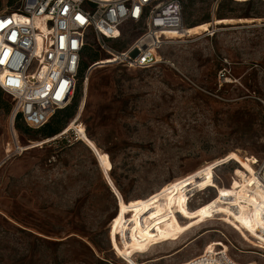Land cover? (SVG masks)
Returning <instances> with one entry per match:
<instances>
[{
  "label": "rangeland",
  "instance_id": "1",
  "mask_svg": "<svg viewBox=\"0 0 264 264\" xmlns=\"http://www.w3.org/2000/svg\"><path fill=\"white\" fill-rule=\"evenodd\" d=\"M183 6L185 27L255 21L177 38L146 69L107 66L90 33L101 60L82 59V141L18 127L0 90V264H181L215 241L264 264V0ZM135 36L126 26L112 46Z\"/></svg>",
  "mask_w": 264,
  "mask_h": 264
},
{
  "label": "built area",
  "instance_id": "2",
  "mask_svg": "<svg viewBox=\"0 0 264 264\" xmlns=\"http://www.w3.org/2000/svg\"><path fill=\"white\" fill-rule=\"evenodd\" d=\"M126 26L135 38L124 49L112 46ZM184 31L183 0H20L0 14V88L13 99L12 120L20 115L27 126L40 128L72 104L90 33L107 60L117 61L107 66L146 69L157 65L160 50ZM81 110L55 137L72 131L74 140L82 141ZM256 175L264 189V159ZM255 262H240L225 246L214 245L181 264Z\"/></svg>",
  "mask_w": 264,
  "mask_h": 264
},
{
  "label": "trees",
  "instance_id": "3",
  "mask_svg": "<svg viewBox=\"0 0 264 264\" xmlns=\"http://www.w3.org/2000/svg\"><path fill=\"white\" fill-rule=\"evenodd\" d=\"M15 1H18V0H11L10 3H13ZM87 49H88V45H86L84 48L83 57H84V55L88 54L89 57L91 58V60H93V63L101 60V59H99L97 52L89 53V51ZM121 49H124V48H121ZM89 67L87 65L83 66V62H82V66H81V70H80V77H82V79H83V76L85 78L86 72L88 71ZM0 90H1V88H0ZM1 91H3V90H1ZM0 105L7 112H10L12 110V104L9 101H4L0 98ZM76 108H77V102H74L72 105L70 104V105L66 106L65 108L58 110L56 112V114L52 117V119L47 124H45L44 126H42L40 128H36V129H38V131L45 138H49V137H52V136L60 133L69 124V122L72 120V118L75 116ZM20 120L23 121L21 116L17 115L15 118V121L18 123L17 124L18 127L20 126V123L18 122ZM29 128L35 129V128H31V127H29Z\"/></svg>",
  "mask_w": 264,
  "mask_h": 264
},
{
  "label": "bare ground",
  "instance_id": "4",
  "mask_svg": "<svg viewBox=\"0 0 264 264\" xmlns=\"http://www.w3.org/2000/svg\"><path fill=\"white\" fill-rule=\"evenodd\" d=\"M253 21H255V20L254 19L221 18V19H215L213 22L203 23V24H200V25H197V26H194V27H185V31L183 32L182 35H180L181 33H179V34L171 33L169 35H172V36H179L180 35L181 36V37H177V38H183L185 36H195L196 37L198 35H201V34H203L205 32H208L209 30H211V27L212 26L215 27V26H218V25H229V24H233V23H236V22H253ZM91 72H92V69L90 70V73ZM84 133H86V129L82 126L81 127V131H80L81 140H83V138H84ZM49 139L54 140V138H49ZM253 180H255V182L257 183V185L259 187H261V184L258 181L256 172L253 175ZM261 188L264 191L263 187H261ZM255 194L257 196L255 198L257 201H263L264 200V197H262L259 194L258 191H256ZM214 245H217V246H225L226 248H228V246L225 243H223L222 241H215V242L209 244L208 246L210 248V247H212ZM120 257L123 258L129 264H139L136 260H134L133 258H131L126 253H122ZM255 263L257 264V262H255ZM141 264H146V262H143Z\"/></svg>",
  "mask_w": 264,
  "mask_h": 264
},
{
  "label": "crops",
  "instance_id": "5",
  "mask_svg": "<svg viewBox=\"0 0 264 264\" xmlns=\"http://www.w3.org/2000/svg\"><path fill=\"white\" fill-rule=\"evenodd\" d=\"M164 256H169V255H163V256H161V257H164Z\"/></svg>",
  "mask_w": 264,
  "mask_h": 264
}]
</instances>
